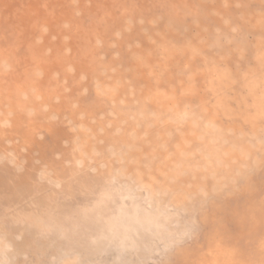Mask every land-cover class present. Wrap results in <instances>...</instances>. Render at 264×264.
I'll return each mask as SVG.
<instances>
[{
  "label": "rangeland",
  "instance_id": "374dc122",
  "mask_svg": "<svg viewBox=\"0 0 264 264\" xmlns=\"http://www.w3.org/2000/svg\"><path fill=\"white\" fill-rule=\"evenodd\" d=\"M1 139L0 264H264V0H0Z\"/></svg>",
  "mask_w": 264,
  "mask_h": 264
},
{
  "label": "bare ground",
  "instance_id": "6f19581e",
  "mask_svg": "<svg viewBox=\"0 0 264 264\" xmlns=\"http://www.w3.org/2000/svg\"><path fill=\"white\" fill-rule=\"evenodd\" d=\"M10 137H13V136H10ZM6 140V139H5ZM4 140V141H5ZM4 141L2 142V139L0 140V144H3L4 143ZM106 209V208H105ZM93 217V216H92ZM98 225V224H97ZM85 233H86V231H85Z\"/></svg>",
  "mask_w": 264,
  "mask_h": 264
}]
</instances>
